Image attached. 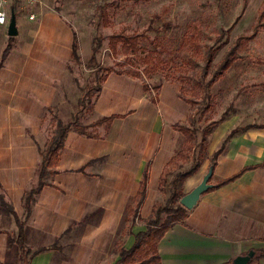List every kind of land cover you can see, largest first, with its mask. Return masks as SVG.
Instances as JSON below:
<instances>
[{"label": "crops", "instance_id": "crops-1", "mask_svg": "<svg viewBox=\"0 0 264 264\" xmlns=\"http://www.w3.org/2000/svg\"><path fill=\"white\" fill-rule=\"evenodd\" d=\"M18 8L7 0V24L0 26V59L10 44L0 67V184L6 201L22 220L21 198L34 183L40 163L37 145L42 148L43 124L48 120L44 114L59 97V84L66 80L72 62L73 32L53 10L22 14ZM12 14L17 35L9 37ZM78 42L81 60L89 59V45ZM155 100L150 101L138 79L116 73L105 76L90 113L95 121L119 118L108 129L96 128L95 138L68 132L57 174L49 179L52 186L41 189L25 226L28 248L47 249L57 242L60 251L47 249L30 264H108L125 208L146 168V198L139 216L151 215L160 195V175L183 140L174 125H184L192 108L173 81L159 84ZM226 132L219 129L209 139L217 145L212 147L214 152L224 143L209 183L213 186L249 169L199 196L186 218L160 240L162 264H222L249 251L257 252L259 258L264 250V129L250 128L228 141ZM81 168L82 172L77 171ZM84 217V225L73 224ZM138 222L123 237L126 249L142 230ZM6 226V231L15 232L12 222ZM6 259L7 235L0 232V263ZM259 260L264 264V258Z\"/></svg>", "mask_w": 264, "mask_h": 264}, {"label": "rangeland", "instance_id": "rangeland-1", "mask_svg": "<svg viewBox=\"0 0 264 264\" xmlns=\"http://www.w3.org/2000/svg\"><path fill=\"white\" fill-rule=\"evenodd\" d=\"M12 1L22 14L36 10L55 11L75 30L78 41L80 39V42L89 45L90 58L92 49L95 50L94 60L90 58L81 60L80 57V64L76 65L72 61L68 66L67 78L59 84V97L44 114L48 120L43 124V137L40 143L42 148L44 147L42 140H48L55 130L53 119L66 124L78 118V122L83 125L95 121L90 112L96 90L105 77L106 69L120 70L115 63L124 60L120 53L113 57L109 50L108 37L121 29H125L127 34L136 33L141 36L142 53L139 56L150 53L164 62L163 70L149 78L142 76L141 82L148 83L153 88L161 84L165 77L170 78V81L179 84L181 98L185 97L194 102L189 114L192 123L186 122L184 125L194 130L196 149L190 156V162L177 170L178 172L187 170L192 164L191 160L197 159L200 155L203 156V161L199 167L200 176L199 174L195 176L199 172L198 169L194 177L187 178L179 187L184 195L196 187L203 178L201 176L210 169V157L214 153L212 147L217 146L215 142L211 144L209 141L213 132L217 134L219 129L227 131L229 134L225 141H228L243 128L264 129V14L261 17L259 14L263 9L264 0ZM104 18L107 19V25L103 24ZM255 26L256 36L247 42L237 61L212 87L204 91L191 89L194 88L193 82L199 79L204 67L202 54L205 53V48L215 47V40L221 31L227 32L229 43L217 54L213 62L214 67L230 44L240 35H251ZM82 46L86 49L83 44ZM131 59L135 65H139L136 58ZM139 69L143 71L144 65H140ZM176 77L183 79L182 83L174 81ZM61 92L64 93V97H61ZM155 94V91L150 92L152 97ZM183 141L184 139L181 147ZM175 169L176 167L172 168L174 171L168 177V184L175 179ZM168 190L160 192L156 203L161 206L168 205L167 199L170 194ZM144 220L138 219L139 229L143 230ZM123 221L124 217L121 219L119 232L124 227V230L131 231L126 227L129 225L123 224ZM5 228L9 229L7 226ZM119 237L118 233L115 240ZM27 242L29 241L26 240ZM114 243L115 241L109 249L108 264L117 259ZM4 262L24 264L20 263L14 252L8 254ZM249 264H262L257 258V252Z\"/></svg>", "mask_w": 264, "mask_h": 264}, {"label": "trees", "instance_id": "trees-1", "mask_svg": "<svg viewBox=\"0 0 264 264\" xmlns=\"http://www.w3.org/2000/svg\"><path fill=\"white\" fill-rule=\"evenodd\" d=\"M260 17L264 14V5L263 9L260 11ZM103 24L107 25V19H103ZM73 32V42L71 46V60L76 64H80V56H79V42L77 38V33L74 29ZM218 32H216L217 34ZM257 34V26L253 28V32L251 35H240L238 36L227 48L224 52L221 60L218 62L217 66L214 67V60L217 54L225 48L228 43V34L226 31H221L218 34V38L215 40V47H206L205 53L202 54V58L204 60V67L200 72L199 79L193 82L194 88L191 89H199L206 90L215 84L218 79L225 73L238 59L239 54L244 50L248 41L252 40ZM140 38L141 36L133 33L127 34L125 29H121L118 32L111 34L109 39V50L113 57H116L118 53L124 57V60L118 61L115 65L120 68V70L106 69V75L110 73L116 74H124L130 76L132 78L142 80V76L149 78L155 75L158 71H161L165 68L160 59L153 57L150 53H147L145 56H139L142 53V49L140 47ZM11 39V38H10ZM193 44V43H192ZM196 49V48H195ZM194 49V50H195ZM10 50V44H7L6 48L2 52L0 59V67L3 65L4 60L6 59L8 52ZM197 50V49H196ZM94 48L92 49V56L90 60H94ZM196 52V51H195ZM136 58L139 65H135L131 58ZM140 65H144L143 71H140ZM127 67V68H126ZM209 77V78H208ZM105 78V77H104ZM103 78V80H104ZM208 78V79H207ZM102 80V82H103ZM170 78H164V81H170ZM183 79L176 77L174 81L182 83ZM189 80V77H188ZM159 89V85L151 88L148 83L143 82V91L148 94V97L151 102H155V96L152 97L150 95L151 91L157 92ZM96 94L100 91V86L96 90ZM184 101L189 103L191 106L194 104L193 101L182 97ZM93 107L91 106V109ZM119 118L117 116H109V117H101L96 121L83 125L78 122V118H75L73 121L63 124L60 120L53 119L52 123L54 124L55 130L53 134L45 141L44 147L41 148L37 145L38 154L40 157V163L36 171V179L31 186L23 192L22 195V205H23V219H19L17 214L14 212L11 204L6 201L5 196L3 194V190L0 184V216L2 217V225L0 228V232L5 233L7 235V255L14 252L15 256H18L20 263L30 264V261L37 254L49 250L54 249L60 251V247H57V242L52 245L50 248H39L37 250H31V248L25 247V234L27 231L26 222L28 221L33 206L36 203V198L40 193L41 189L44 186H52L49 182V179L57 174L55 171V167L58 161L59 153L64 145L65 138L70 131H75L80 135L95 138L96 135L92 130H96V128L104 126L108 129L110 123L115 119ZM187 122H191V118L188 117ZM192 125V124H191ZM174 128L184 137V141L182 146L176 151L175 155L170 159L165 168L163 169L160 175L159 181V192H164L165 189H169V197L167 199V204L172 205L176 204L175 207H170L168 205L161 206L158 203H155L153 206L152 213L149 217L144 220V229L138 231L133 235V243L129 248L123 247L122 238L127 234V230L122 228L121 232H119L120 237L115 240L114 243V252L117 255V259L113 264H162L161 258L158 252V244L163 236L168 232L170 228L174 225L181 223L187 216V210L183 208L179 204L180 198L184 195L179 187L182 183L189 177L193 176L199 167L202 164L203 156L200 155L197 159L193 158L191 160L190 167L185 170L178 172L177 169L186 165L190 162V156L195 151V134L194 130L186 127L185 125H174ZM252 128V127H251ZM90 129L91 131H88ZM250 129V127H246L241 129V132ZM206 135L203 137V141L205 140ZM224 143L221 148L215 151L210 157V168L213 170L216 165V160L219 154L222 152ZM203 147H201V151H203ZM173 167H176L175 179L168 184V177L174 171ZM246 167L242 169L239 173L217 181L213 186H211L206 192L217 189L221 186H224L236 178H238L244 171L248 170ZM82 172L83 168L77 170ZM147 181H148V170L147 168L144 170L142 178L139 183V188L135 196L130 200L127 204L124 212L123 224H128V229L134 224L135 220L139 219V211L140 208L146 198V190H147ZM86 221V217L79 223H73L77 225H84ZM128 221V222H127ZM12 222L16 227L15 232L6 231L5 228L8 223ZM259 258H264V250L259 252ZM3 264H8L3 262ZM222 264H232V262H225Z\"/></svg>", "mask_w": 264, "mask_h": 264}, {"label": "water", "instance_id": "water-1", "mask_svg": "<svg viewBox=\"0 0 264 264\" xmlns=\"http://www.w3.org/2000/svg\"><path fill=\"white\" fill-rule=\"evenodd\" d=\"M7 35L9 37H14L17 35V30L15 26V16L13 14L10 16L8 22ZM212 174L213 170L210 168L208 172L203 176L201 182L196 187H194L189 193L183 195L180 198L179 204L183 208H185L186 210L191 209L196 204L197 200L199 199V196L205 193L211 187L209 180L211 179ZM253 257L254 252L249 251L245 255L235 257L232 260V264H249Z\"/></svg>", "mask_w": 264, "mask_h": 264}, {"label": "built area", "instance_id": "built-area-1", "mask_svg": "<svg viewBox=\"0 0 264 264\" xmlns=\"http://www.w3.org/2000/svg\"><path fill=\"white\" fill-rule=\"evenodd\" d=\"M7 0H0V26L7 24V13L5 10V4ZM29 19H33V16H30Z\"/></svg>", "mask_w": 264, "mask_h": 264}]
</instances>
